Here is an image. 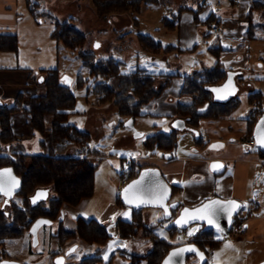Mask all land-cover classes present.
I'll return each mask as SVG.
<instances>
[{
    "label": "rangeland",
    "instance_id": "obj_1",
    "mask_svg": "<svg viewBox=\"0 0 264 264\" xmlns=\"http://www.w3.org/2000/svg\"><path fill=\"white\" fill-rule=\"evenodd\" d=\"M29 1L31 7L36 8L33 12L29 7L28 11L25 9L28 0H20L22 14L26 16L20 22L18 29V39L21 44L20 54L22 60L26 62H23V65H27L24 67L34 73L41 69H57L61 78L67 76L72 79L70 90L75 96L76 103L68 122L91 135L90 148L95 154L92 155V161L96 164L94 193L82 206V209L85 208L82 212L85 217L98 220L104 213L110 212L121 189L126 184L129 171L123 169L125 163L135 161L139 169L150 165V163H155L154 159L157 156L164 155L158 149L149 150L145 147L146 138L156 132L154 125H157L163 132L169 131V129L161 119L148 116L135 117L134 126H127L126 123L130 118L120 114L113 104H100L98 97L92 92V88L99 79H94L87 74L84 60L79 56V49L69 51L51 36L55 22L68 21L73 24L86 37V42L81 49L82 53L93 54L96 61L108 58L121 61L120 70L123 74H129L138 69L145 70L148 67L147 70L161 71L164 74L180 71L184 75V71H189L187 76L193 75L196 72H193L194 69L190 70L191 66H197L200 62L207 63L208 58L212 61L213 58L205 45H212L216 37L213 34L202 37L197 54L199 55L198 61H192V55H194L192 53L182 56L178 52H173L169 53L168 62L147 65L148 55L141 48L139 36L142 34L152 35L155 39L162 37L170 41L173 35L162 27V23L164 24L166 18L171 19L169 8L173 2L167 3L166 0H163V7L144 5L140 13L113 15L103 21L97 17L91 0ZM260 1L263 3L262 5L254 3V6L264 15V0ZM35 4L37 5L35 6ZM116 20L117 23H115ZM205 30L208 33L207 27ZM161 53L163 52L161 51ZM260 72L262 74L257 76L258 80L250 83L255 87L253 91L261 92V103L264 108V67ZM80 73L88 76V81L83 87L78 85ZM41 88L44 92V87ZM238 98L239 105L228 120L216 122L204 120L196 132L202 135L205 132L216 135L214 136L216 140L213 141L223 144L228 145L235 142L243 146L248 132V119L251 117L249 110L250 108L252 110L254 105L250 103L249 92L243 91ZM136 133L142 135L136 137ZM205 135L202 136V139L204 143H207L209 138ZM195 140L194 132L179 133L177 135L179 147L175 151L181 154L193 148L201 149L202 145L197 147L191 145L196 144ZM255 149L259 150L253 146L251 151ZM174 152L172 155L175 154ZM261 190L263 189L261 188ZM173 199L172 197L171 202ZM14 200L18 204L21 203L20 198H14ZM49 200L43 203L44 206H47ZM3 202L4 198L0 197V206ZM121 208L126 210L125 208L128 207ZM9 209L10 205L3 208L4 211ZM143 216L147 225L155 226L154 232L159 238L172 240L174 245L187 243L202 229L200 225L194 224L185 230H176L172 236V220L165 219L162 210L144 208ZM64 219L65 224L73 222L71 216H66ZM118 219L125 220L126 215L120 211L113 220H103V223H107V231L112 239L118 236L113 228V224ZM76 227L77 223L74 230ZM59 228V221L51 225H43L38 231L37 245L33 244L32 237L28 232H25L20 238L5 240L4 248L7 252L5 259L22 264H55L53 259L55 255L53 256V254H58V256L65 257L66 264H78L84 256L94 255L97 249L95 246H82L78 242H67L60 247L57 238L54 237ZM189 231L193 232L191 236L188 234ZM215 237L221 240L220 246L215 250L207 248L208 263L240 264L237 253L243 251V246L238 242L239 236L233 232L229 236L216 232ZM117 242L120 241L111 243L110 251L101 248L100 255L104 258L102 264H130L131 255L145 256L153 250L152 243L141 234L123 241V250L116 249ZM142 264L147 263L143 261ZM186 264H199V261L195 256H190L187 258Z\"/></svg>",
    "mask_w": 264,
    "mask_h": 264
},
{
    "label": "trees",
    "instance_id": "obj_2",
    "mask_svg": "<svg viewBox=\"0 0 264 264\" xmlns=\"http://www.w3.org/2000/svg\"><path fill=\"white\" fill-rule=\"evenodd\" d=\"M254 1L263 4L260 0ZM91 2L97 17L103 21L113 15L140 13L144 5L157 6L163 3L162 0H91ZM28 6L31 12L36 9L31 7L29 0ZM168 22V19H164L166 27H170ZM51 36L69 51L79 49L85 71L94 79H99L92 88L99 103L113 104L120 114L128 118L145 116L142 112L143 107L155 101L172 78L180 76L167 74L164 75L166 82H162L155 74H149L144 69L123 74L120 70L122 62L113 58L96 61L93 54L82 53L86 37L68 21H56ZM139 42L142 50L154 55L160 54L161 51L169 53L174 49V46L164 47L149 35H140ZM0 51H18L16 33H0ZM226 74L222 65L216 62L209 70L184 76L179 97L188 98L190 102H178L176 116L189 119L188 124L195 131L204 120L207 122L228 120L237 109L239 100L215 103L208 90V87L220 85L226 79ZM38 75L39 78L42 77V82L38 83L45 89L43 94L30 97L27 104H24L25 95L19 93L13 103L0 105V151L10 148L13 144L10 123V116L13 113H24L33 131L40 137V152L37 154H0V168L10 169L21 182L19 191L10 199V209L4 211L0 206V262L7 260L5 240L20 238L25 232L29 233L31 225L38 218H46L53 223L59 221L64 205L77 206L94 193L96 164L92 161V155L95 154L90 148L91 135L68 122L75 108V96L70 86H67L59 76L57 69H41ZM87 81L88 76L84 73L78 75L79 87H83ZM249 95L250 103H253L254 107L248 119L247 135L252 134L254 123L263 111L261 93L251 92ZM177 134L175 130L170 133L155 132L146 138L145 147L170 154L177 146ZM199 141H203L200 136L196 138V142ZM259 152L264 155L261 150ZM148 166L150 165L138 169L134 162L128 170L126 183L134 179L142 168ZM171 187L174 197L179 189L173 185ZM39 189H49L50 196L52 194L47 206L43 203L32 206L30 203V197ZM14 198H20L21 203H16ZM116 202L119 206L126 207L121 202L120 195ZM180 205L179 203V207ZM177 209L172 210L173 216L176 215ZM130 210L132 212L130 221L118 219L115 223L118 236L131 239L141 234L153 246V250L145 256L131 255L130 264H142L143 261L147 264H160L171 248L181 245H174L172 240L159 238L154 232L155 226L145 223L143 209ZM76 223L75 230H67L59 223L60 228L54 236L58 240V245L61 247L67 242H78L82 246H95L97 249L94 255L84 256L78 264H102L100 250L110 238L107 226L94 219L85 220L81 217L76 219ZM171 229L173 236L178 229L173 225ZM187 243H195L207 255V248L215 249L219 245V240L215 239L213 231L199 230ZM57 255L53 254L54 257ZM205 264H209L208 261Z\"/></svg>",
    "mask_w": 264,
    "mask_h": 264
},
{
    "label": "crops",
    "instance_id": "obj_3",
    "mask_svg": "<svg viewBox=\"0 0 264 264\" xmlns=\"http://www.w3.org/2000/svg\"><path fill=\"white\" fill-rule=\"evenodd\" d=\"M166 2H173L169 8L171 19L166 18L170 27H166L163 23L162 27L173 37L170 41L162 37L159 39H155L152 35L151 37L164 47L174 46L169 53L178 52L182 56L192 53L194 54L192 61H198L199 55L197 54L202 37L212 34L210 25L214 19L220 22L222 33L215 35L216 38L212 45H205L213 58L212 61L208 58L207 63L199 61L200 64L190 68V70H195L193 72L205 71L219 62L227 73L232 74L226 84L227 74L226 79L217 85L220 91L210 92L212 101L226 103L239 99L243 91L255 92L253 91L255 87L250 82L258 80L257 76L262 74L260 71L264 67V15L254 6V0H211L210 5L207 6L203 4V0H166ZM163 3L157 6L163 7ZM217 3L220 5L217 6ZM28 7L27 5L25 8L27 11ZM22 12L20 0H0V33H16L18 37L19 24L26 17ZM117 22L116 20L115 23ZM204 27H207L208 33ZM20 46L18 39L17 52L0 51V105L2 106L13 103L19 93L25 95L24 104H27L30 97L44 93L37 81L38 71L34 73L24 67L27 65H23L25 61L22 60ZM169 53L154 55L146 52L147 65L168 62ZM179 57L178 55L177 58ZM147 69L149 68H145V71L155 74L162 82H166L164 75H180L172 78L161 95L142 109L146 117L161 119L168 126L169 131L163 132L157 125H154L156 132L170 133L174 131L172 125L175 120H186V118L176 116V112L178 102H190L188 98L179 97L184 84L183 76H187L189 71H184L183 75L180 71L164 74L161 71ZM10 123L13 144L10 148L1 150L0 154L39 153L40 137L33 131L27 116L22 112L13 113L10 116ZM185 131L196 132L191 128L176 132L179 134ZM204 134L209 138L207 143L195 140L196 144H191L195 147L202 145L201 149L193 148L186 153L178 154L175 151L178 150V144L172 151H175V154L172 155L171 152L169 159L165 158V154L160 155L154 159L155 163H150V165L159 168L165 180L179 189L173 201L180 203V208L194 207L213 197L236 199L242 205H246L241 211L246 226L238 241L243 246V251L237 253V259L240 264H260L264 261V155H261L257 149L251 151L254 145L251 146L245 141H243V146L235 142L227 145L213 141L216 140L214 138L216 135L207 132ZM203 135L195 133L196 138L199 136L202 138ZM247 137L251 138L252 134ZM212 161L222 162L223 172L218 174L211 172L209 165ZM89 199L82 200L77 206L64 205L59 223L67 230H74L78 217L90 220L82 212L85 210L82 206ZM120 208L116 202L110 212L107 211L96 221L106 225L107 223H103V220H113L120 211L126 215L125 221H130L132 218L130 208H125L126 210ZM66 216H71L73 222L65 224ZM113 228L115 229V224ZM216 232H214V237ZM215 239L219 240V245L215 248L218 249L221 240L216 237ZM127 240L129 239L119 236L112 239L111 236L102 250L110 251L113 241H120L116 243V249L123 250L122 243Z\"/></svg>",
    "mask_w": 264,
    "mask_h": 264
},
{
    "label": "water",
    "instance_id": "obj_4",
    "mask_svg": "<svg viewBox=\"0 0 264 264\" xmlns=\"http://www.w3.org/2000/svg\"><path fill=\"white\" fill-rule=\"evenodd\" d=\"M231 75V73H227V79L225 80V84L228 82ZM62 80L66 83L67 86H70L72 83V79L67 76H63ZM38 82H42V77L38 79ZM219 88L220 87L218 86H211L208 87V90L209 92H214L212 91L213 89ZM262 120H264V108L262 114L257 119L252 130V137L254 139L255 146L259 150L264 152V124H262ZM188 122L189 119H178L173 122L172 127L175 131H183L185 129H190V127L187 125ZM126 125L133 127L134 119L130 118L127 121ZM141 135V133L135 134L136 137H139ZM165 158L169 159L170 154H165ZM213 165H216L218 167L214 169L212 167ZM209 166L211 172L215 174L221 173L224 170V164L220 161H212ZM0 185L3 186V191H0V197L4 198V202L2 204V208H4L6 205L10 204V199L13 198L19 191L21 182L17 177L14 176L10 169L0 168ZM5 192H8L9 194L6 195ZM38 192H44L46 193V195H44L43 197H37ZM172 194V187L165 180L160 169L155 166H148L142 168L139 171V174L134 179L130 180L123 186L120 191V200L126 207L135 210L144 208H158L162 210L165 219H172V225L178 230H185L191 225L198 224L202 226L201 232L217 231L225 236L230 235V231L233 226L235 217L242 210V207H240L237 210L233 211L231 217H229L228 213L225 211H218L215 217V222L213 224H209L207 218L193 219V216L203 215V213H197L194 210L202 208L205 204H208L211 201H219L221 205H226L228 201H235L238 205H242V203L236 199H223L220 197H213L204 200L203 202L194 207L183 206L180 208L178 202H171ZM160 197L163 198L161 199ZM33 198H36L35 203L33 202ZM49 198V189H39L30 197V203L32 206H37L41 203L46 202ZM174 209H177V213L175 216L172 215V210ZM185 209L189 210L188 213L184 212ZM177 221H180V223L178 224ZM52 223L53 222L51 220H48L46 218H38L33 222L30 227L29 233L32 237L34 245H37L38 243L39 229L43 225H51ZM187 248H194L196 251H180ZM178 251H180V254L178 256L171 255L172 253ZM189 256H195L198 259L199 264H205L208 260L206 253L201 250L198 245H196L195 243H184L171 248L161 260L160 264H166V262H168V264H186L187 258ZM58 261L60 262V264H64L65 257L57 256L54 259V263L58 264ZM0 264L22 263L15 262L12 260H3L0 262ZM260 264H264V261Z\"/></svg>",
    "mask_w": 264,
    "mask_h": 264
},
{
    "label": "snow or ice",
    "instance_id": "obj_5",
    "mask_svg": "<svg viewBox=\"0 0 264 264\" xmlns=\"http://www.w3.org/2000/svg\"><path fill=\"white\" fill-rule=\"evenodd\" d=\"M212 91L218 92L220 90L213 89ZM218 98L223 99L225 97H218ZM262 124H264V120H262ZM212 167L215 169L218 166L213 165ZM5 171H7V170H5ZM130 187H132V186H130ZM0 191H3L2 185H0ZM5 194L7 195L9 193L5 192ZM44 195H46V193H44V192H38L37 193V197H43ZM160 198L162 199L163 197H160ZM33 202L34 203L36 202V198H33ZM233 206H235V207H233ZM240 207H246V205H238L237 202H235V201H228L226 205H221V203L219 201H211L208 204H205L202 208L194 210L197 213H203V215L193 216V219H205V218H207L208 223L213 224L215 222V217H216L218 211H225L228 213V216L231 217L232 212L237 210ZM188 211H189L188 209L184 210L185 213H188ZM177 223L179 224L180 221H177ZM188 234H189V236H191L193 234V232L189 231ZM180 251H196V250L194 248H187V249H183ZM180 251L172 253L171 255L172 256H178L180 254ZM58 264H60L59 261H58ZM166 264H168V262H166Z\"/></svg>",
    "mask_w": 264,
    "mask_h": 264
},
{
    "label": "built area",
    "instance_id": "obj_6",
    "mask_svg": "<svg viewBox=\"0 0 264 264\" xmlns=\"http://www.w3.org/2000/svg\"><path fill=\"white\" fill-rule=\"evenodd\" d=\"M211 0H203V4L205 6L210 5ZM220 3H217V6H219ZM210 31L213 35H220L222 33V27L220 25V22L218 21V19H214L210 25ZM246 143H248L249 145H254V140L252 138H247ZM132 165L131 161H128L127 163L124 164L123 169L128 170L130 169ZM245 221L244 220H238L233 226H232V232L237 235L240 236L244 233L245 230Z\"/></svg>",
    "mask_w": 264,
    "mask_h": 264
},
{
    "label": "flooded vegetation",
    "instance_id": "obj_7",
    "mask_svg": "<svg viewBox=\"0 0 264 264\" xmlns=\"http://www.w3.org/2000/svg\"><path fill=\"white\" fill-rule=\"evenodd\" d=\"M263 112V111H262ZM260 116H258L257 117V119L259 118ZM257 119H256V121H257ZM256 121H255V123H256ZM255 123H254V125H255ZM189 127H190V125H188ZM191 128V127H190ZM253 128H254V126H253ZM192 129V128H191ZM253 130V129H252ZM195 133H197V132H195ZM247 138H249V137H247ZM247 138H245V140L247 139ZM242 211V210H241ZM241 211H240V213L235 217V220H234V223H233V225L238 221V220H244L245 221V219L243 218V216H241ZM201 228H202V226H200ZM200 228V229H201ZM213 232H215V231H213ZM58 256V255H57ZM56 256V257H57ZM56 257H54L53 259H55ZM64 264H65V262H64Z\"/></svg>",
    "mask_w": 264,
    "mask_h": 264
}]
</instances>
